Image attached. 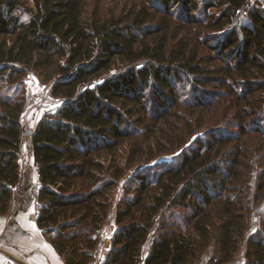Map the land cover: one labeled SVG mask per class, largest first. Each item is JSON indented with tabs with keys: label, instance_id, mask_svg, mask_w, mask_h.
Listing matches in <instances>:
<instances>
[{
	"label": "trees",
	"instance_id": "1",
	"mask_svg": "<svg viewBox=\"0 0 264 264\" xmlns=\"http://www.w3.org/2000/svg\"><path fill=\"white\" fill-rule=\"evenodd\" d=\"M34 1L23 21L22 0H0V72L52 65L51 91L67 97L32 131L36 223L64 262H91L106 190L132 162L188 143L136 169L103 264H193L211 244L223 264L243 242V264H264V1L131 0L93 15L85 0ZM22 111L0 93V215L20 181ZM122 141L126 165L103 173L102 151Z\"/></svg>",
	"mask_w": 264,
	"mask_h": 264
},
{
	"label": "rangeland",
	"instance_id": "2",
	"mask_svg": "<svg viewBox=\"0 0 264 264\" xmlns=\"http://www.w3.org/2000/svg\"><path fill=\"white\" fill-rule=\"evenodd\" d=\"M256 1L263 2L264 0H250V6L255 4ZM22 20L27 21L30 17L36 13L37 7L34 0H22ZM131 0H85V12L87 15H93V10L98 9L100 13H104L106 8L117 10L124 9L125 6L132 5ZM119 6L116 7L115 5ZM200 9L201 0H199ZM209 15L218 13V9L209 10ZM246 12L241 13L242 21H245ZM9 42V41H8ZM119 66L120 63H118ZM16 67H23L22 65H14ZM52 65H47L45 69L40 67H34V63L24 66V73H15L11 77L8 75L9 71L0 72V93L13 92L22 99L23 111L20 117L21 123V153H20V181L18 182L17 189L13 199L8 204V210L2 214L6 215L13 204L16 201L17 194H21V188L23 185L30 188V193L33 198L37 196V188L39 181L36 179L37 169L33 162V150H32V134L24 133L29 130H34L37 122L46 115H53L58 108L67 100V97L63 95L53 94L51 91V85L55 78H58L57 73L52 68ZM117 66H113L112 70H117ZM120 68V67H119ZM15 88V89H14ZM208 98V97H206ZM162 129V128H161ZM160 131H157L154 135L157 137L161 135ZM152 139V138H151ZM154 141V138L152 139ZM189 146L188 143L180 147L178 150L172 149L171 151L162 152L150 159H142L141 161H135L123 171L122 176L106 190V197L108 203L107 216L99 223V238L95 246L93 247L94 257L89 264H103L107 253L111 247L112 236L117 226L116 214L120 208L124 207L125 200L136 196L133 191L136 187V183L133 182L134 176L138 175L139 171L136 169L141 166L153 168L159 163H171L175 161V158L181 156L183 148ZM99 158L104 166V172L110 174L113 167L125 166L129 159V144L127 141H122L120 145L113 150V152H103ZM134 171V172H133ZM149 169L146 172V176L152 175ZM135 181V180H134ZM133 182V183H132ZM29 193V194H30ZM37 203V201H36ZM173 209L169 210L166 215H169ZM182 211V210H181ZM168 216L166 217V219ZM257 225L255 228H257ZM247 246L243 242L239 249L233 254L232 258L224 262L223 264H243L246 260ZM215 253L214 247L209 245L204 247L198 257L194 259L193 264H212V256ZM219 254V253H218ZM217 254V255H218ZM220 255V254H219Z\"/></svg>",
	"mask_w": 264,
	"mask_h": 264
},
{
	"label": "crops",
	"instance_id": "3",
	"mask_svg": "<svg viewBox=\"0 0 264 264\" xmlns=\"http://www.w3.org/2000/svg\"><path fill=\"white\" fill-rule=\"evenodd\" d=\"M21 191L10 211L0 215V264H66L36 223V198L26 183Z\"/></svg>",
	"mask_w": 264,
	"mask_h": 264
},
{
	"label": "water",
	"instance_id": "4",
	"mask_svg": "<svg viewBox=\"0 0 264 264\" xmlns=\"http://www.w3.org/2000/svg\"><path fill=\"white\" fill-rule=\"evenodd\" d=\"M24 133L32 134V130H29L28 132L25 131Z\"/></svg>",
	"mask_w": 264,
	"mask_h": 264
}]
</instances>
